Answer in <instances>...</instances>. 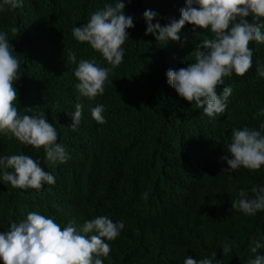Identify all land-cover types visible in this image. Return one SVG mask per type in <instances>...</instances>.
<instances>
[{
    "label": "trees",
    "instance_id": "1",
    "mask_svg": "<svg viewBox=\"0 0 264 264\" xmlns=\"http://www.w3.org/2000/svg\"><path fill=\"white\" fill-rule=\"evenodd\" d=\"M115 2L23 0L22 8L0 10V32L7 33L22 71L14 83L18 111L45 116L69 156L66 163L53 164L43 148L0 134V155H28L55 177L54 184L37 191L14 188L0 173V233L29 212L52 218L61 227L66 221L107 215L125 224L119 238L105 240L110 262L115 259L116 264H123L134 243L145 246L154 264H184L187 257L212 258L213 252L226 256L228 264L264 255V248L256 253L250 248L253 240L264 244V211L247 215L224 208L227 197L238 198L240 190L254 197L251 189L264 186V165L222 172L229 165L221 159L228 154L234 129L260 130L264 124V78L257 74L264 64V44L250 42L252 68L243 76L224 77L217 86L218 94L224 87H231L232 94L225 112L210 118L181 98L166 75L195 61L192 53L211 38L210 30L194 32L186 24L179 42L158 44L154 35L145 34L144 12L157 13L153 24L164 26L180 19L186 0H124L125 14L134 17L135 26L127 30L123 61L109 73L104 93L89 99L76 89L79 61L111 65L89 43L77 41L72 29L83 27L91 14ZM246 19L252 22L251 15ZM69 51L75 53L76 63L68 59ZM77 103L83 106L82 119L73 131L69 114ZM97 105L104 106V124L92 118L91 109ZM145 192L147 200L142 198ZM188 227L189 235L184 231ZM226 244L231 251L223 254Z\"/></svg>",
    "mask_w": 264,
    "mask_h": 264
},
{
    "label": "clouds",
    "instance_id": "2",
    "mask_svg": "<svg viewBox=\"0 0 264 264\" xmlns=\"http://www.w3.org/2000/svg\"><path fill=\"white\" fill-rule=\"evenodd\" d=\"M5 6L22 8L23 0H3L0 10ZM125 8L124 0H116L114 4H108L91 14L83 27L72 29L77 41L89 43L111 65V68H106L98 66L94 60L79 61L74 75L79 80L76 89L83 97L94 99L102 95L109 73L123 61L122 46L129 38L127 30L135 26L134 17L126 15ZM180 13L179 20L172 18L162 26L159 22L153 24L157 13L146 10L143 14L147 22L145 34L154 35L159 44L168 40L179 42V33L186 24L192 25L194 32L197 29L210 30L211 38L204 39L192 53L195 61L178 70L169 69L166 75L167 83L181 98L203 109V114L208 117H215L225 112L226 101L232 94L231 87H224L222 95L218 94L217 86L224 83V77H230L233 73L243 76L252 68L254 52L249 47L250 42L264 44V0H186V7L180 9ZM250 15L252 22L246 19ZM15 31L13 28L12 32ZM68 59L76 63L75 53L69 51ZM257 74L264 78V64L258 66ZM21 76L20 61L10 50L7 33L0 32V134L9 139L14 137L36 150L43 148L47 159L53 164L66 163L69 156L65 148L57 143L59 133L55 126L43 115L30 116L18 111V91L14 83ZM82 107L77 103L74 113L69 114L73 131L81 123ZM27 111L30 109L25 108ZM103 112V105L91 109L92 118L98 124L106 123ZM260 114L264 115V109ZM262 132L264 124L260 125V130L248 127L234 129L231 142L226 146L228 154L221 157L229 167L222 172H233L241 167L259 170L264 165ZM0 173L3 181L24 190L31 188L41 191L45 184L55 183L52 174L23 154L0 155ZM251 191L253 198H249L245 190H240L238 198L227 197L224 208L247 215L264 211V186H254ZM142 198L147 200L148 193H142ZM78 220L66 221L63 223L65 226L61 227L52 218L29 212L26 219L13 222L8 231L0 233V260L3 261L0 264H109L111 249L105 240L119 238L125 229L124 221H115L107 215L97 216L90 221L83 218ZM193 227L199 230V226ZM191 228L184 231L189 235ZM129 247L132 251L124 255L123 264H154L144 245L134 243ZM250 248L252 253H256L264 248V244L253 240ZM222 249L223 254L231 251L227 244ZM215 258H218L215 264H228L226 256L217 257L216 252L212 253V258L196 260L187 257L184 264H214ZM110 264H116L115 259ZM239 264H264V255H256L250 261L244 258Z\"/></svg>",
    "mask_w": 264,
    "mask_h": 264
}]
</instances>
